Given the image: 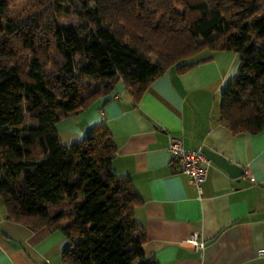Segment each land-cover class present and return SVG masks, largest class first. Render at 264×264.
Returning <instances> with one entry per match:
<instances>
[{
    "label": "trees",
    "instance_id": "trees-1",
    "mask_svg": "<svg viewBox=\"0 0 264 264\" xmlns=\"http://www.w3.org/2000/svg\"><path fill=\"white\" fill-rule=\"evenodd\" d=\"M13 2L0 0L6 217L61 231L69 242L63 264H160L143 251L145 233L133 215L140 198L129 177L113 172L116 146L106 124L70 144L55 125L119 80L136 99L170 67L181 73L213 52L233 51L237 67L220 92L218 118L233 134L261 131L264 0H35L18 17L9 14ZM64 4L77 21H60ZM203 51L211 55L193 60Z\"/></svg>",
    "mask_w": 264,
    "mask_h": 264
},
{
    "label": "crops",
    "instance_id": "crops-1",
    "mask_svg": "<svg viewBox=\"0 0 264 264\" xmlns=\"http://www.w3.org/2000/svg\"><path fill=\"white\" fill-rule=\"evenodd\" d=\"M237 62V53L217 51L184 72L170 67L136 99L119 80L110 94L55 125L59 139L67 132L77 140L106 124L116 146L113 172L129 177L140 198L133 215L145 233L143 251L160 264H264V129L233 134L218 118L220 92ZM170 137L208 148L237 170L209 159L198 193L168 154ZM68 243L59 230L8 219L0 200V264H63Z\"/></svg>",
    "mask_w": 264,
    "mask_h": 264
},
{
    "label": "built area",
    "instance_id": "built-area-1",
    "mask_svg": "<svg viewBox=\"0 0 264 264\" xmlns=\"http://www.w3.org/2000/svg\"><path fill=\"white\" fill-rule=\"evenodd\" d=\"M166 149L171 159L178 163L179 171L186 174L196 191L201 193L206 177V166L210 163L203 150L186 148L179 137H170ZM186 241L197 247H203V243L195 238ZM258 256L264 257V249L258 251Z\"/></svg>",
    "mask_w": 264,
    "mask_h": 264
},
{
    "label": "rangeland",
    "instance_id": "rangeland-1",
    "mask_svg": "<svg viewBox=\"0 0 264 264\" xmlns=\"http://www.w3.org/2000/svg\"><path fill=\"white\" fill-rule=\"evenodd\" d=\"M33 3H35V0H15V2H13V4L11 5V7L9 8V14L11 16L14 17H18L26 12H28L29 9H31L33 7ZM41 4V3H40ZM39 4L36 5V9L39 8L40 6H38ZM88 5L91 8H96V5L93 1L88 2ZM64 11H62L61 16L59 17L60 21L62 22H75L77 21V17L74 16V8L71 5H67L64 4ZM35 9V7L32 9V11ZM24 12V13H23ZM1 36V35H0ZM2 37V36H1ZM70 136V137H68ZM73 135L68 134L67 132L64 134H61V138H60V142L63 144H70L72 142H75L77 140H73L71 137Z\"/></svg>",
    "mask_w": 264,
    "mask_h": 264
},
{
    "label": "water",
    "instance_id": "water-1",
    "mask_svg": "<svg viewBox=\"0 0 264 264\" xmlns=\"http://www.w3.org/2000/svg\"><path fill=\"white\" fill-rule=\"evenodd\" d=\"M205 153V155L212 160L213 162H215L216 164L220 165L221 167H223L224 169L230 171H236L237 169V165L233 164L231 162H229L228 160H226L225 158H223L222 156H220L219 154H217L216 152L209 150L208 148H205V150L203 151ZM242 169V168H240ZM243 170V169H242Z\"/></svg>",
    "mask_w": 264,
    "mask_h": 264
}]
</instances>
